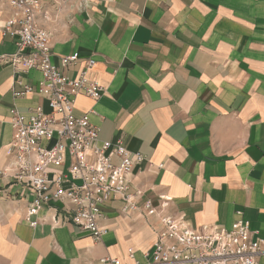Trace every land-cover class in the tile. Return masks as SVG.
I'll list each match as a JSON object with an SVG mask.
<instances>
[{
    "label": "crops",
    "instance_id": "crops-1",
    "mask_svg": "<svg viewBox=\"0 0 264 264\" xmlns=\"http://www.w3.org/2000/svg\"><path fill=\"white\" fill-rule=\"evenodd\" d=\"M10 11L0 0V25ZM37 21L54 63L78 53L66 74L95 59L88 73L102 95L79 94L73 114L88 112L98 140L120 139L145 156L129 188L141 190L140 202L165 196V211L193 226L230 227L241 210L264 237V0H42ZM15 50L0 31V264L143 261L158 219L123 214L117 198L101 205L107 231L97 241L71 221L52 226L54 213L69 215L55 204L28 224L29 193L1 174L11 162L9 109L48 106L34 92L13 95L17 81L41 78L35 69L14 70L4 55Z\"/></svg>",
    "mask_w": 264,
    "mask_h": 264
},
{
    "label": "built area",
    "instance_id": "built-area-1",
    "mask_svg": "<svg viewBox=\"0 0 264 264\" xmlns=\"http://www.w3.org/2000/svg\"><path fill=\"white\" fill-rule=\"evenodd\" d=\"M7 2L11 11L0 31L13 40L16 50L4 57L16 71L35 69L41 75L36 85L17 81L19 88L13 95L34 92L48 106V111L41 105L25 111L15 106L9 109L13 137L5 152L11 162L1 174L9 175L29 193L28 224L34 227L39 212L55 204L69 215L54 213L52 226L71 221L97 241L107 231L99 225L101 205L117 198L123 202V214L156 216L160 226L151 248L143 253L144 260L135 259L133 264H264V237L241 210L235 211L230 227L193 226L182 216L165 211L169 198L159 196L156 204L148 198L140 202L141 190L129 191L135 167L146 160L145 156L129 151L120 139L98 140V127L90 122L88 112L73 114L79 94L92 99L102 95V86L88 73L95 59H83L73 75L66 74L79 55L72 52L59 56L57 63L51 60L50 35L37 21L42 0ZM113 156L118 163L112 161ZM127 251L133 258V250ZM99 261L120 264L118 258L110 256Z\"/></svg>",
    "mask_w": 264,
    "mask_h": 264
}]
</instances>
